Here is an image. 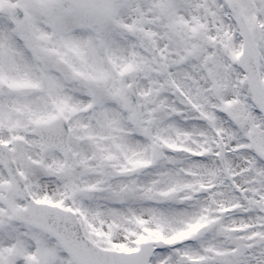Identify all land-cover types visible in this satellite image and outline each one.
I'll return each instance as SVG.
<instances>
[{"label": "snow or ice", "instance_id": "obj_1", "mask_svg": "<svg viewBox=\"0 0 264 264\" xmlns=\"http://www.w3.org/2000/svg\"><path fill=\"white\" fill-rule=\"evenodd\" d=\"M0 264H264V0H0Z\"/></svg>", "mask_w": 264, "mask_h": 264}]
</instances>
